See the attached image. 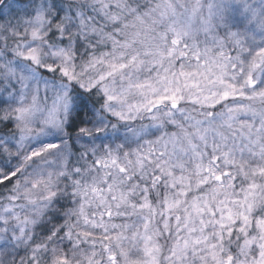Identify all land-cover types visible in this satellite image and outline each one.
I'll use <instances>...</instances> for the list:
<instances>
[{"label": "snow or ice", "instance_id": "1", "mask_svg": "<svg viewBox=\"0 0 264 264\" xmlns=\"http://www.w3.org/2000/svg\"><path fill=\"white\" fill-rule=\"evenodd\" d=\"M0 264H264V0H0Z\"/></svg>", "mask_w": 264, "mask_h": 264}]
</instances>
